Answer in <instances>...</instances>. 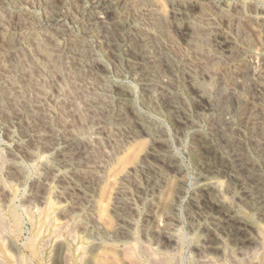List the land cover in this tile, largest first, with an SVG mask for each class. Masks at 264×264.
I'll list each match as a JSON object with an SVG mask.
<instances>
[{
	"label": "rangeland",
	"instance_id": "rangeland-1",
	"mask_svg": "<svg viewBox=\"0 0 264 264\" xmlns=\"http://www.w3.org/2000/svg\"><path fill=\"white\" fill-rule=\"evenodd\" d=\"M0 2V18L3 17L2 19H4V32H7L8 36L4 43H1L3 47L4 44L9 47L15 41L20 42L21 50L27 47V50L24 51L29 56L26 54L27 58L25 59L33 60L31 56L34 51L30 48L31 42L29 41H33L34 35L43 36V27L57 12V7L63 6L61 13L66 16L68 30L62 39H54L55 44L58 40L63 45L65 52L71 49L73 42L78 41L77 53H84L83 55H85L87 50L95 58L79 71L80 73L89 72L91 74V77H85L82 80L71 76V73L66 72L60 63L61 67H59L58 62L49 60L50 56L46 57L47 59L44 58L43 61L41 60L39 70H33L31 73L35 86L33 89L30 88L32 98L34 100L38 97L45 98L46 101L43 105L47 113H45L46 120L53 127L52 130L58 131L59 138L52 151H37L33 157H20L19 163L23 175L19 180L11 179L6 167L1 165V161L6 159V151L16 147L18 132L16 128L7 131L6 125L0 119V156L2 158L5 156L3 159L0 157V187L2 186L0 189V218L2 217L5 223V229L2 228L5 231L2 233L0 231V262L2 264H17L20 257L24 258L27 264H264V176H262L264 175V119L261 125H256L257 128L254 131L257 136H261V142L263 141L261 151H259L252 144L253 139L250 138L252 131L245 125L244 115L242 119L241 115L235 117L236 114L230 113L235 121L232 127L233 131L240 130L241 133L240 139L237 133L233 132L232 135L236 136V141L233 143L229 140L232 137L229 138L230 133L225 122H223L224 132H221V129L216 125V119L213 120L211 127L209 121L211 111L200 108V104L192 99L185 87L173 89V82L170 79L171 73H173L172 66L166 62L168 56L156 54L157 46L164 47L167 34L172 31L170 38L175 43V46H172V51L174 49L179 54V52H187V48L183 37L176 30H173L175 28L168 21L171 10L168 0H139V3H143L144 7L153 5L162 23L160 25L162 30L158 29L155 36L157 39L155 44L149 42L151 44L146 46L145 50L143 49L146 56L143 59L140 58L142 52L138 49L142 41L152 39L150 36H153L154 31H151L143 16L138 14L139 9L130 12L125 10V0H0ZM205 4L203 6L205 11L211 13L214 11L212 19L219 27L216 30L219 35L234 31L228 27L226 22L221 20V15L218 12L223 8H233L239 5L249 6L248 8L252 7L251 9L258 15H264V0H208ZM143 6L140 5V7ZM95 14L104 17V23L95 22L93 20ZM115 14H117L116 18L113 17ZM258 30L250 31L247 29L248 42L243 40L242 43L238 38L239 36L235 37L241 48L243 59L239 70L234 73L241 82L248 78L246 73V70L249 69L248 66H255V68L264 66V28ZM10 38L11 43L7 40ZM7 41L8 43H6ZM214 45V41L210 40V44L207 41V48L211 50V53L204 61H209L206 69H210V74L216 75L218 78L216 60L220 55L229 56L230 48L216 45L215 47ZM191 56V60L200 59L201 62L203 61L200 54H192ZM145 58L151 60L149 62L157 67L154 74L155 78L158 79L163 76L165 85L150 86L148 80L138 77L135 71L141 62L145 63ZM208 58L210 59L208 60ZM243 82L229 84L232 87L229 86L231 94H228L225 99L226 106L232 108L235 106L236 98L232 92L235 95L236 93L241 95L242 99H246L244 106H253L250 102L251 92H247ZM105 91H109L110 98H112L105 101L110 103V107L114 106L115 111L121 113L127 120L125 126H117L113 120L109 127L107 125L108 130L105 129L107 132L98 128L102 125L105 117L104 108L98 109L101 95ZM173 91L180 96L184 94L186 104L181 103L182 109L188 110V119L191 121L187 120L182 124L183 119L178 118L174 113V109L170 106L176 104L172 101L171 92ZM82 98L85 100L83 101ZM94 100H98V102ZM140 117L142 120H139ZM65 118L70 119L67 121ZM73 134L76 136L74 142L81 141L80 146L83 147H80L79 151L75 150V154L73 153L75 147L72 148L70 142ZM233 146L241 150L242 155L249 153L250 159L244 161V165L234 162L228 168L225 163L221 162V157L222 155H231L232 151L230 150L234 149ZM84 147L88 151L97 150V153L102 155L107 153L104 164H101L100 170L97 171L99 177L91 188L74 172V165H76L74 160L77 159L74 158V155L84 152ZM236 149L234 150L238 151ZM68 155L74 158L70 165H65L64 161L56 164L55 159L63 156V160L66 157L68 159ZM157 155L159 158L165 157V155L167 157L163 158L164 162L161 163L157 160L154 161ZM141 163H144L142 168L138 167ZM247 163L248 165H245ZM44 164H51L52 168L64 173L67 180L71 179L72 181L69 180V182L72 185L77 184L78 187L82 188L85 193L83 196L87 200L85 205L92 214L97 234L93 235L89 229H86L83 221L85 220V212L82 210L76 208L69 214L61 211L62 205L54 197L55 183L47 185L44 203L38 201V197L34 194V186L36 184V187L39 186L40 179L46 173ZM252 167H254V171L249 169ZM231 168L233 169L231 170ZM155 177L158 178L157 181L154 180ZM212 181H218L219 185L213 186L215 188L208 186ZM39 188H41L40 190L43 189L42 186ZM248 192L252 193V197H249ZM226 211L232 212L245 224V231L237 232L228 225H223L225 229L221 227ZM168 213L169 215H167ZM122 221H124L123 224ZM40 223H42L41 233L39 232ZM123 225L127 230L123 231ZM213 231L215 232L213 233ZM127 232L129 233L127 234ZM211 232L219 237L220 247L216 250L211 249L209 243L205 241L206 236H209ZM168 235L177 238L174 239L175 245L174 243L169 244L170 246L167 243L165 245L164 238ZM3 237L4 241H2ZM250 237L255 238L254 241L252 240L254 244L248 242ZM203 246L208 247L204 248ZM216 252L220 254L216 255ZM213 254L214 256H212ZM244 254L245 256L242 258ZM236 258L240 261L235 262Z\"/></svg>",
	"mask_w": 264,
	"mask_h": 264
},
{
	"label": "bare ground",
	"instance_id": "bare-ground-1",
	"mask_svg": "<svg viewBox=\"0 0 264 264\" xmlns=\"http://www.w3.org/2000/svg\"><path fill=\"white\" fill-rule=\"evenodd\" d=\"M4 1V0H3ZM17 1V0H16ZM212 1V0H211ZM12 2V1H11ZM45 2V1H44ZM141 2V1H140ZM170 3V15L169 16V22L172 27H174L179 35L183 37V40L185 42L187 52H179L177 54L175 50L173 49L172 51V46H175V43L172 42V39L170 38V33L168 32L167 38L165 39L164 47L158 45L157 53L160 56H168L166 58V62L172 66L171 69L173 73H171V82L173 84V89H178L180 87H185L187 90L186 92L190 93L192 99L197 101L200 104V108H204V110H210L211 111V117H210V124L212 127L213 120L216 119V125H218V128L221 129V132H224L223 129V122H225V126H228V131H229V138L232 137L231 140L232 142L236 141L235 140V135H232L233 131L232 127L235 124L234 119H232V116L230 113L235 115H241L243 119V115L245 117V125L248 128H251V140L253 141L252 144L255 145V149L261 151L262 148V142H261V136H257L255 134V128H257L256 125H261L264 115V66L261 68H255V66H248L249 69L246 70L247 73V80L243 82V85H245V88L247 89V92H251L250 95V102L253 104V106L248 107L247 105L244 106L245 100L242 99L241 95H235L234 92L232 94L235 96V106L228 107L226 106L225 99L227 98L228 94H231V91L229 90V84H236V83H242L241 80H239L238 77H236L235 71L239 70V67L241 66L242 62V55H241V48L239 44L237 43V40H235V37H238L240 42L243 43V40L248 42V30L250 31H259L258 29H263L264 28V15H258L253 9L239 5L235 6L233 8H223L219 10V14L221 15V20L226 22L228 24V27L232 28L234 31H229L228 33L225 32L223 35H219L217 33V23L215 20L212 19L213 12H207L204 10V7L206 2L208 0H168ZM24 3V2H23ZM1 4V2H0ZM16 4V3H15ZM47 4V3H46ZM53 4V3H52ZM143 4V3H142ZM141 3H139V0H125L124 2V7L125 10H128L129 12L132 10H138V14H141L148 23V26L150 27L151 31H154L152 39L149 40H144L140 44V48L138 49L142 53L140 54V58L143 59L145 56V50L146 46L152 44H155L156 35L158 32V29L160 30L162 23L161 19L159 17L158 12L156 11V8L153 5H148V6H143ZM148 4V3H145ZM205 4V5H204ZM210 4V3H209ZM44 5V4H43ZM143 6V7H140ZM48 6V5H47ZM61 6V5H60ZM247 6V5H246ZM55 7V6H54ZM203 7V8H202ZM208 7V6H207ZM206 7V8H207ZM217 7V6H216ZM50 8V7H49ZM58 10L57 12L51 16L49 19L48 23L43 27V36L37 35H32L33 36V41L30 44V48L34 51L32 53L31 59L33 60H27L26 53L24 50H21V45L20 42L13 43L11 46H5L3 47L4 40L8 37L7 32H4V19L0 18V119L4 122L6 125L7 131H10L12 128L17 129V139H16V147L9 148L6 151V159L1 161L2 167H6V171L11 179L19 180L21 179L23 175V170L22 167L19 163V159L21 156H28V157H33L36 155L37 151H52V149L55 147V144L58 142V131L52 130L53 127L50 126L49 122L46 120V110L44 109V97H38V99L34 100L32 98V91L35 86L33 85V78L31 73L33 70H39V66L41 64V60L43 61L44 58L49 57V60H52L54 62H58L59 67H63L66 72L71 73V76L73 75L74 77L80 78L79 80H82L85 77H91L90 73L88 72H79L80 70L83 69V66L86 64L88 65V62H92L95 58L89 54L86 50V54L83 55L82 53H77V47L76 45H79L78 41L73 42L71 49L67 50L64 52L63 50V45H61L58 40L57 44H55L54 39H62L66 33L67 28V21H66V16L62 14V8L57 7ZM56 8V9H57ZM219 8V7H218ZM118 9V8H117ZM124 9V8H123ZM48 10V9H47ZM70 10V9H69ZM68 10V11H69ZM259 11V10H258ZM15 12V11H14ZM25 12V11H24ZM202 12V13H200ZM10 13V12H8ZM27 13V12H26ZM110 13V12H109ZM115 13V12H114ZM216 13V12H215ZM12 14V13H11ZM126 14V13H125ZM1 15V14H0ZM73 15V14H72ZM70 15V16H72ZM115 14L113 16L116 18ZM121 15V13H120ZM91 16V15H90ZM122 16V15H121ZM8 17V16H7ZM69 17V16H68ZM9 18V17H8ZM20 18V17H19ZM74 18V17H72ZM104 17L95 14L93 17V20L95 22L99 23H104L103 20ZM46 19V18H45ZM7 20V19H6ZM29 20V19H28ZM110 20V19H109ZM117 20V19H116ZM14 21V20H13ZM107 21V20H106ZM115 21V20H114ZM160 21V22H159ZM220 21V22H222ZM223 22V23H224ZM28 23V22H27ZM106 23V22H105ZM145 23V22H144ZM12 24V23H11ZM90 24V23H89ZM97 24V25H98ZM167 24V23H166ZM10 25V24H9ZM24 25V24H23ZM93 25V24H92ZM96 25V26H97ZM107 25V24H106ZM112 25V24H111ZM35 26V25H34ZM100 26V25H99ZM114 26V24H113ZM164 26V25H163ZM167 26V25H166ZM165 26V27H166ZM246 26V27H245ZM36 27V26H35ZM144 27V26H143ZM223 27V26H222ZM227 27V28H228ZM14 28V27H13ZM135 28V27H134ZM146 28V27H145ZM171 28V27H170ZM169 28V29H170ZM229 28V29H230ZM17 29V28H16ZM139 29V27H138ZM226 29V27H225ZM38 30V29H37ZM140 30V29H139ZM142 30V28H141ZM144 30V28H143ZM162 30V29H161ZM172 30V29H170ZM231 30V29H230ZM6 31V29H5ZM11 31V30H10ZM25 31V30H24ZM34 31V30H33ZM84 31V30H83ZM98 31V30H97ZM166 31V30H165ZM13 32V31H12ZM107 32V31H106ZM146 32V31H145ZM175 32V31H174ZM173 32V33H174ZM264 32V31H263ZM20 33V32H19ZM41 33V34H42ZM139 33V32H138ZM252 33V32H251ZM33 34V33H32ZM36 34V33H35ZM40 34V33H39ZM70 34V33H69ZM119 35V34H118ZM130 35V34H129ZM133 35V34H132ZM146 35V34H145ZM254 35V34H253ZM106 36V35H105ZM111 36V35H110ZM109 36V37H110ZM123 36V35H122ZM26 37V36H25ZM80 37V36H79ZM78 37V38H79ZM85 37V36H84ZM158 37V36H157ZM32 38V37H31ZM67 38V37H66ZM83 38V37H82ZM108 38V36H107ZM127 38V37H126ZM139 38V37H138ZM146 38V37H145ZM261 38V37H260ZM237 39V38H236ZM10 43L11 38L7 39ZM17 40V39H16ZM87 40V39H86ZM140 40V39H139ZM177 40V39H176ZM210 40L214 41V44L218 47H228L229 49V56H219L216 60L217 68H218V73L216 78V75L210 74L209 70L207 68V62L209 61H204L207 59V57L210 55L211 50L207 48V41L210 44ZM261 40V39H260ZM259 40V41H260ZM8 41L6 43H8ZM53 41V43H52ZM128 41V39H127ZM135 41V40H134ZM86 42V41H85ZM139 43V42H138ZM148 43V44H147ZM212 43V42H211ZM27 44V43H26ZM86 44V43H85ZM89 44V43H88ZM110 44V43H109ZM108 44V45H109ZM160 44V43H159ZM133 45V43H132ZM162 45V44H161ZM177 45V44H176ZM214 45V46H215ZM262 45V44H261ZM85 46V45H84ZM110 46V45H109ZM153 46V45H152ZM215 46V47H216ZM29 47V46H28ZM113 47V46H112ZM121 47V46H120ZM135 47V46H134ZM180 47V46H179ZM254 47V46H253ZM67 48V47H66ZM82 48V47H81ZM93 48V46H92ZM125 48V47H124ZM133 48V46H132ZM148 48V47H147ZM175 48V47H174ZM183 48V47H182ZM227 48V49H228ZM246 48V47H245ZM21 51H20V50ZM29 49V48H28ZM69 49V48H68ZM85 49V48H84ZM154 49V48H153ZM27 50V49H26ZM89 50V49H88ZM132 50V49H131ZM156 50V49H155ZM180 50V49H179ZM224 50V49H223ZM222 50V51H223ZM80 51V50H79ZM92 51V50H91ZM136 51V50H135ZM150 49L148 50L149 53ZM182 51V50H180ZM219 51V50H218ZM261 51V50H260ZM81 52V51H80ZM94 52V51H93ZM178 52V51H177ZM19 53V54H18ZM132 53V52H131ZM127 54V53H126ZM135 54V53H134ZM164 54V55H163ZM192 54H200V57L202 58V62L200 59H195L191 60ZM21 55V56H20ZM125 55V54H124ZM151 55V54H149ZM212 55V54H211ZM215 55V54H214ZM219 55V54H218ZM223 55V53H222ZM251 55V54H250ZM254 55V54H253ZM26 56V57H25ZM29 56V55H28ZM194 56V55H193ZM22 57V58H21ZM24 57V58H23ZM146 57V56H145ZM150 57V56H149ZM260 57V56H259ZM258 57V58H259ZM156 58V57H154ZM29 59V58H28ZM47 59V58H46ZM119 59V58H118ZM146 59V58H145ZM210 58H208L209 60ZM256 59V58H255ZM101 60V59H100ZM245 60V59H244ZM254 60V58H253ZM28 61V64L26 62ZM130 61V60H129ZM132 61V60H131ZM151 60L146 59L145 63L141 62V65L137 68L135 71L138 77L140 76L141 79H146L148 80V84L151 85H165L164 81L161 78H155L156 76L154 75L156 73V68L154 64H151ZM157 61V60H156ZM259 61V60H258ZM264 61V60H263ZM62 62V63H61ZM155 62V61H154ZM215 62V61H214ZM247 62V61H246ZM256 62V60H255ZM254 62V63H255ZM50 63V61H49ZM61 66H60V64ZM164 63V62H162ZM262 63V61H261ZM95 64V63H94ZM97 64V63H96ZM211 64V63H209ZM253 64V63H252ZM93 65V64H92ZM245 65V64H244ZM256 65V64H255ZM47 66V65H46ZM137 66V65H135ZM214 66V65H213ZM246 66V65H245ZM92 67V66H91ZM257 67V66H256ZM260 67V66H259ZM41 69V68H40ZM216 69V68H215ZM243 69V68H241ZM94 70V69H93ZM135 70V69H134ZM133 70V71H134ZM162 70V68H161ZM245 70V69H244ZM57 72V70L55 69ZM217 71V70H216ZM80 73V74H79ZM238 73V72H237ZM56 74V73H55ZM216 74V73H215ZM243 74V73H242ZM97 75V73H96ZM95 75V77H96ZM159 75V74H157ZM162 75V74H161ZM238 75V74H237ZM38 76V75H37ZM54 76V75H53ZM57 76V75H56ZM67 76V75H66ZM165 76V75H164ZM241 76V75H240ZM94 77V79H95ZM99 77V76H98ZM168 77V76H166ZM41 78V77H40ZM44 78V77H43ZM93 78V77H92ZM35 79V78H34ZM72 79V78H71ZM102 79V77H101ZM100 79V81H101ZM165 79V78H164ZM241 79V78H240ZM58 80V79H57ZM86 80V79H84ZM92 80V79H91ZM99 80V78H98ZM207 80V81H206ZM243 80V79H242ZM75 81V80H74ZM95 81V80H94ZM41 82V81H40ZM167 82V81H166ZM230 82V83H229ZM97 83V81H96ZM168 83V82H167ZM248 83V84H246ZM71 84V83H70ZM69 84V85H70ZM93 84V82H92ZM107 84V83H106ZM80 85V84H79ZM95 85V84H94ZM167 85V84H166ZM72 86V85H71ZM78 86V85H77ZM82 86V85H81ZM99 86V85H98ZM47 87V86H46ZM76 87V86H75ZM88 87V86H87ZM107 87V86H106ZM105 87V88H106ZM172 87V86H171ZM232 87V86H231ZM31 88V89H30ZM62 88V87H61ZM78 88V87H77ZM85 88V86H84ZM243 88V87H242ZM65 89V88H64ZM72 89V88H70ZM75 89V88H74ZM159 89V88H158ZM82 90V89H81ZM105 90V89H103ZM156 90V89H155ZM160 90V89H159ZM60 91V90H59ZM74 91V90H73ZM77 91V90H76ZM93 91V90H92ZM95 91V90H94ZM126 91V90H125ZM152 91V90H151ZM234 91V90H233ZM85 92V91H84ZM96 92V91H95ZM174 92V91H173ZM171 92L172 96V101L173 103L175 102L176 104L170 105L174 110V113L178 118H182L183 122L182 124L185 123L188 119L189 112H187L185 109H182L183 104H186L185 102V96H180L176 92ZM185 92V93H186ZM68 93V92H67ZM73 93V92H72ZM87 93V92H85ZM182 93V92H181ZM40 94V93H39ZM62 94V91H61ZM65 94V93H64ZM79 94V93H78ZM151 94V93H150ZM167 94V93H166ZM34 95H36L34 93ZM182 95V94H181ZM249 95V94H248ZM47 96V95H46ZM51 96V95H50ZM65 96V95H64ZM74 96V95H73ZM80 96V95H79ZM84 96V95H83ZM96 97V96H95ZM102 97V98H101ZM101 99L98 105V109L102 110L104 108V119L102 122V125H100L98 128H101L102 130H108L107 125L111 124L113 120L116 122L117 126H125L126 119L122 116L121 113L118 111H115L114 106L110 107L108 102L105 100L107 99H112L110 98L109 91H105L101 95ZM245 97V96H244ZM77 98V97H76ZM94 98V97H93ZM78 99V98H77ZM98 99V98H97ZM65 98L63 99V101ZM83 100V98H82ZM85 100V98H84ZM83 100V101H84ZM97 101L98 100H94ZM108 101V100H107ZM117 101V100H116ZM180 102V104H179ZM185 102V103H184ZM244 102V103H243ZM68 103V102H66ZM65 103V104H66ZM87 103V101H85ZM94 103V102H93ZM46 104V103H45ZM72 104V103H71ZM68 105V104H67ZM73 106V105H72ZM86 106V105H84ZM89 106V105H88ZM94 106V105H93ZM188 106V105H187ZM193 106V105H192ZM75 107V106H74ZM64 108V107H63ZM82 108V107H81ZM54 109V108H53ZM56 109V108H55ZM86 110V109H85ZM121 110V109H120ZM70 111V110H69ZM55 112V111H54ZM197 112V111H196ZM49 113V112H48ZM59 113V112H58ZM64 113V112H63ZM72 113H74L72 111ZM96 113V112H95ZM102 113V112H101ZM47 114V113H46ZM54 114V113H53ZM66 114V113H64ZM99 114V113H98ZM109 114V115H108ZM124 114V113H123ZM135 114V113H134ZM89 115V114H88ZM70 116V115H69ZM83 116V115H82ZM55 117V116H54ZM57 117V115H56ZM73 117V116H71ZM89 117V116H88ZM102 117V116H101ZM135 117V116H134ZM200 117V116H199ZM198 117V118H199ZM63 118V116H62ZM60 119V118H59ZM66 119V118H65ZM64 119V120H65ZM70 119V118H69ZM68 118L66 119L67 121L69 120ZM74 119V118H73ZM84 119V118H83ZM201 119V118H199ZM238 119V117H237ZM90 120V119H89ZM95 120V119H94ZM139 120H142L141 117ZM181 120V119H180ZM63 121V120H62ZM61 121V122H62ZM75 121V120H74ZM82 121V120H80ZM147 121V119H146ZM191 121V120H189ZM188 121V122H189ZM206 121V120H205ZM208 121V122H209ZM221 121V122H219ZM69 123V122H67ZM76 123V122H75ZM79 123V122H78ZM77 123V124H78ZM72 124V123H71ZM75 124V125H77ZM132 124V123H131ZM153 124V123H152ZM191 124V123H189ZM3 125V126H5ZM60 125V124H59ZM129 125V124H128ZM195 125V124H194ZM263 125V124H262ZM63 126V125H62ZM74 126V125H73ZM131 126V125H130ZM148 126V125H147ZM157 126V125H156ZM114 127V126H113ZM209 127V126H208ZM238 127V126H237ZM261 128V126H259ZM263 127V126H262ZM64 128V127H63ZM122 128V127H120ZM160 128V127H159ZM207 128V127H206ZM217 128V126H216ZM227 128V127H226ZM236 128V127H235ZM246 128V127H245ZM96 129V128H94ZM115 129V128H114ZM149 129V128H148ZM158 129V128H157ZM254 129V130H253ZM58 130V129H57ZM101 130V131H102ZM105 130V131H106ZM124 130V129H123ZM131 130V129H129ZM128 130V131H129ZM160 130V129H158ZM217 130V129H216ZM226 130V129H225ZM67 131V130H66ZM94 131V130H93ZM262 131V130H261ZM264 131V130H263ZM61 132V131H60ZM76 132V131H75ZM79 132V131H78ZM81 132V131H80ZM98 132V131H97ZM107 132V131H106ZM121 132V131H120ZM125 132V131H124ZM160 132V131H159ZM214 132V131H213ZM63 133V132H62ZM100 133V132H99ZM112 133V132H111ZM110 133V134H111ZM226 133V132H225ZM237 136L240 137V130H237ZM61 134V133H60ZM107 134V133H106ZM114 134V133H113ZM112 134V135H113ZM117 134V133H116ZM134 134V133H133ZM62 135V134H61ZM79 135V134H78ZM224 135V133H223ZM249 135V134H248ZM247 135V137H248ZM263 135V134H262ZM68 136V135H67ZM72 136V135H71ZM80 136V135H79ZM119 136V135H118ZM129 136V135H128ZM131 136V135H130ZM156 136V135H155ZM63 137V136H62ZM114 137V136H113ZM116 137V135H115ZM153 137V136H152ZM16 138V137H15ZM105 138V137H104ZM126 138V137H125ZM159 138V137H158ZM161 138V137H160ZM215 138V137H214ZM76 140V136L73 134L71 137V145L72 148L75 150L79 151L80 150V144L81 141L74 142ZM123 140V139H122ZM64 141V140H63ZM62 141V142H63ZM67 141V140H66ZM101 141V140H100ZM223 141V140H222ZM239 141V140H238ZM118 142V141H117ZM233 142V143H234ZM250 142V140H249ZM87 143V142H86ZM85 143V144H86ZM218 143V142H217ZM240 143V142H239ZM243 143V142H242ZM95 144V143H94ZM111 144V143H110ZM97 145V144H96ZM119 145V144H118ZM74 146V147H73ZM89 146V145H88ZM98 146V145H97ZM120 146V145H119ZM219 146V144H218ZM240 146V145H239ZM68 147V146H67ZM91 147V146H89ZM231 147V146H230ZM61 148V147H60ZM71 148V151L73 150ZM83 148V147H82ZM93 148V146H92ZM95 148V147H94ZM101 148V147H100ZM109 148V147H108ZM113 148V147H112ZM152 148V147H151ZM227 148V147H226ZM234 149L237 147L233 146ZM232 148V149H233ZM252 148V147H251ZM99 149V148H98ZM230 150L232 151L231 155H222L221 157V162L225 165L226 167H230L233 165V163L238 162V164L244 165V161L249 160V153L243 154L241 153V150L236 149L235 150ZM85 150V147H84ZM111 150V149H109ZM161 150V149H160ZM167 151V150H166ZM247 151V150H246ZM255 151V150H254ZM3 152V151H2ZM100 152V151H99ZM218 152V151H217ZM228 152V151H227ZM256 152V151H255ZM263 152V151H262ZM63 153V152H62ZM71 153V154H73ZM79 153V152H78ZM148 153V152H147ZM146 153V154H147ZM150 153V152H149ZM221 153V152H220ZM245 153V152H244ZM258 153V152H257ZM44 154V153H43ZM49 154V153H48ZM75 154V153H74ZM77 154V153H76ZM112 153L110 152V155ZM260 154V152H259ZM3 155V154H1ZM50 155V154H49ZM56 155V154H54ZM67 155V154H66ZM152 155V154H151ZM4 156V157H5ZM60 156V155H58ZM107 156V153L102 155L97 153V150H90L88 151L85 150L84 152H81L77 155H74V158H77L76 161L74 160L73 156L68 155V159L63 157H58L56 160V164L61 163L64 161L65 165H70L73 160L76 165H74V172L77 176L81 177L84 182H86L87 186L93 187V184L97 181L98 173L97 171L100 170L101 164H104V160ZM264 156V155H263ZM1 157V156H0ZM3 157V158H4ZM165 157H158L155 156L154 161H159L161 163L164 162L163 158ZM256 157V156H255ZM2 158V157H1ZM2 158V159H3ZM261 158V157H260ZM51 159V158H50ZM1 160V159H0ZM53 160V159H51ZM259 160V159H258ZM40 161V160H39ZM146 161V160H145ZM42 162V161H41ZM40 162V163H41ZM158 162V163H159ZM169 162V161H168ZM255 162V161H254ZM259 162V161H258ZM50 163V162H49ZM53 163V162H52ZM30 164V163H29ZM32 164V162H31ZM74 164V163H73ZM144 163H141L140 168H142ZM237 164V163H236ZM24 165V163H23ZM45 165V164H44ZM61 165V164H60ZM146 165V164H145ZM148 165V164H147ZM146 165V166H147ZM168 165V164H166ZM173 165V164H172ZM245 165H248L245 164ZM251 165V164H250ZM26 166V165H25ZM43 166V164H42ZM46 166V173L43 174L44 176L42 179L39 181V186L36 187L34 186L35 189V195L38 197V201L40 203H44L45 200V190L47 188V185L50 183H55L56 184V189L54 192V197L56 201L61 203V211L64 212L65 214H69L70 211L75 210L76 208L82 210L85 215V220L84 225L86 229H89L92 234H97V230L94 227L93 223V218L90 210L86 208L87 206L85 203H87V200L83 196L85 193L82 191V188L78 187L77 184L72 185L69 180H67V176L64 173H60L59 170L52 168L51 164L45 165ZM62 166V165H61ZM103 166V165H102ZM161 166V165H159ZM157 167V166H156ZM168 167V166H167ZM242 167V166H241ZM245 167V166H244ZM243 167V168H244ZM249 167V166H248ZM257 167V166H256ZM136 168V167H135ZM158 168V167H157ZM169 168V167H168ZM138 169V168H137ZM233 168H231L232 170ZM241 169V168H240ZM252 171H254V167L249 168ZM261 169V168H260ZM27 170V169H26ZM134 170V169H133ZM158 170V169H157ZM237 170V169H236ZM247 170V169H246ZM62 172V171H61ZM73 172V173H74ZM248 172V171H247ZM70 173V172H69ZM261 173V172H260ZM263 173V172H262ZM2 174V173H1ZM4 174V173H3ZM264 174V173H263ZM157 175V174H156ZM249 175V174H248ZM247 175V176H248ZM261 175V174H259ZM5 176V175H4ZM7 176V175H6ZM255 176V175H253ZM264 176V175H262ZM148 177V176H147ZM259 177V176H257ZM40 178V177H39ZM76 178V176H75ZM80 178V179H81ZM256 178V177H255ZM263 178V177H262ZM124 179V178H123ZM238 179V178H237ZM125 180V179H124ZM148 180V179H147ZM155 181L158 180L157 177L154 179ZM215 180V179H214ZM21 181V180H20ZM72 181V180H71ZM81 181V180H80ZM151 182V179L149 180ZM18 182V181H16ZM260 182V181H258ZM35 183V182H34ZM80 183V182H79ZM219 182L218 181H212L208 184V186L215 188L218 186ZM19 184H21L19 182ZM97 184V183H96ZM130 184V183H129ZM254 184V183H253ZM258 184V183H257ZM260 184V183H259ZM33 185V184H31ZM241 185V183H240ZM247 185V184H246ZM42 186L41 188H39ZM82 186V183H81ZM122 186V185H121ZM215 186V187H213ZM2 187V186H1ZM0 187V189H1ZM95 187V186H94ZM123 187V186H122ZM244 187V186H243ZM259 187V186H257ZM33 188V187H32ZM31 188V189H32ZM84 188V187H83ZM199 188V187H198ZM89 189V187H88ZM93 189V188H92ZM247 189V188H246ZM4 190V189H3ZM6 190V189H5ZM95 190V189H94ZM218 190V189H217ZM242 190V189H241ZM8 191V190H7ZM125 191V190H124ZM253 191V190H251ZM258 191V190H257ZM6 192V191H5ZM245 192V191H244ZM260 193V191H259ZM118 194V193H117ZM122 194V193H121ZM14 195V194H13ZM249 197H252V193L248 192ZM27 197V196H26ZM35 197V196H34ZM88 197V195H87ZM123 197V196H122ZM259 197V195H258ZM117 198V197H116ZM121 198V197H120ZM257 198V197H256ZM249 199V198H248ZM25 200V199H24ZM34 200V199H33ZM36 200V198H35ZM125 200V199H124ZM32 201V200H31ZM127 201V200H126ZM132 202L131 200H128ZM34 202V201H33ZM32 202V203H33ZM37 202V201H36ZM120 202V201H119ZM124 202V201H122ZM30 203V204H32ZM91 203V202H90ZM122 204V203H121ZM125 204V203H124ZM127 204V203H126ZM213 204V203H212ZM33 205V204H32ZM37 205V204H36ZM39 205V204H38ZM5 206V204H4ZM31 206V205H30ZM115 206V205H114ZM126 206V205H125ZM128 206V205H127ZM27 207V206H26ZM29 207V206H28ZM30 208V207H29ZM35 208V207H34ZM32 209V208H31ZM124 210V209H123ZM115 211V210H114ZM121 211V210H120ZM132 211V210H131ZM221 211V210H220ZM128 212V211H127ZM6 213V212H5ZM77 213V212H76ZM40 214V212H39ZM117 214V213H116ZM121 214V213H120ZM169 215V213L167 214ZM221 215V214H220ZM40 216V215H38ZM83 216V215H82ZM115 216V214H114ZM5 217V216H4ZM53 217V214H52ZM70 217V216H69ZM94 217V216H93ZM129 217V216H128ZM170 217V216H169ZM54 218V217H53ZM71 218V217H70ZM121 218V217H120ZM264 218V215H263ZM3 218H0V231H5V223L2 220ZM59 219V218H58ZM61 219V218H60ZM95 219V218H94ZM123 219V218H122ZM125 219V218H124ZM132 219V218H131ZM69 220V219H68ZM67 220V221H68ZM96 220V219H95ZM119 220V219H118ZM262 220V219H261ZM50 221V220H49ZM82 221V222H83ZM117 221V220H116ZM220 221V220H219ZM70 222V221H69ZM68 222V223H69ZM95 222V221H94ZM77 223V222H76ZM124 221H122V224ZM218 223V222H217ZM251 223V222H250ZM67 224V223H66ZM75 224V222H74ZM83 224V223H82ZM131 224V222H130ZM221 227L224 228L223 225H228L230 227H233L235 231L237 232H243L245 231V224L239 220L237 216H235L232 212L226 211L224 213V218H223V223H221ZM47 226V225H46ZM78 226V225H77ZM124 226V225H123ZM121 226V227H123ZM207 226V225H206ZM213 226V225H212ZM250 226V225H249ZM130 227V226H129ZM214 227V226H213ZM212 227V229H214ZM220 227V228H221ZM252 227V226H251ZM4 228V229H2ZM11 228V227H10ZM40 228V229H39ZM39 232L42 229V223L39 224ZM132 228V227H131ZM209 228V227H208ZM218 228V227H217ZM122 229V228H121ZM133 229V228H132ZM156 229V228H155ZM225 229V228H224ZM14 230V228H13ZM101 230V229H100ZM127 230L126 227H123V231ZM252 230V229H251ZM257 230V229H255ZM122 231V232H123ZM129 231V230H128ZM163 231V230H162ZM201 231V230H200ZM203 231V230H202ZM212 231V230H211ZM223 231V230H222ZM90 232V233H91ZM157 232V231H155ZM204 232V231H203ZM215 231H213L214 233ZM234 232V231H232ZM255 232V231H254ZM41 233V232H40ZM129 232H127L128 234ZM131 233V232H130ZM159 233V232H158ZM174 233V232H173ZM217 233V231H216ZM249 233V232H248ZM124 234V233H123ZM126 234V232H125ZM157 234V233H155ZM206 234V233H205ZM6 235V234H5ZM107 235V234H106ZM130 235V234H129ZM133 235V234H132ZM152 235V234H151ZM255 235V233H254ZM122 236V235H121ZM155 236V235H154ZM153 236V237H154ZM221 236V235H220ZM246 236V235H245ZM244 236V237H245ZM250 236V235H249ZM258 236V235H257ZM113 237V236H112ZM120 237V236H119ZM161 237V236H160ZM222 237V236H221ZM126 238V237H125ZM128 238V237H127ZM234 238V237H233ZM89 239V238H88ZM117 239V238H116ZM160 239V238H159ZM177 238H173V235H168L167 237L164 238V243L172 244L175 243V240ZM255 239V238H254ZM253 238H249L248 242L254 241ZM59 240V239H58ZM219 237L215 234H211L206 236L205 241L209 243V247L211 249H218L219 243H218ZM4 241V237L3 240ZM46 241V240H45ZM44 241V242H45ZM9 242V241H8ZM18 242V241H17ZM16 242V243H17ZM47 242V241H46ZM21 243V242H20ZM19 243V244H20ZM253 243V242H252ZM24 245V243H22ZM223 244V243H222ZM239 244V243H238ZM254 244V243H253ZM3 245V244H2ZM167 245V246H168ZM241 245V244H240ZM21 246V245H20ZM170 246V245H169ZM222 246V245H221ZM44 247V246H43ZM202 247V246H201ZM204 247V246H203ZM208 247V246H205ZM204 247V248H205ZM173 248V247H172ZM259 248V247H258ZM253 249V248H252ZM41 250V249H40ZM209 250V248H208ZM213 250V251H215ZM228 250V249H227ZM254 250V249H253ZM242 251V250H241ZM51 252V251H50ZM201 252V251H200ZM207 252V251H206ZM226 252V251H225ZM224 252V253H225ZM9 253V252H8ZM23 253V252H22ZM49 253V252H48ZM201 254V253H200ZM220 254L216 252V255ZM257 254V253H256ZM16 255V253H15ZM204 255V254H203ZM11 256V255H10ZM29 256V254H27ZM26 256V257H27ZM47 256V254H46ZM202 256V255H201ZM205 256V255H204ZM208 256V255H207ZM214 256V254L212 255ZM245 256V254L242 256V258ZM231 257V256H230ZM229 257V258H230ZM30 259V257H29ZM222 259V258H221ZM241 259V258H240ZM16 260V259H15ZM14 260V262H15ZM28 260V257H27ZM31 260V259H30ZM209 260V259H206ZM239 260L236 258V261ZM245 260V258H244ZM255 260V259H254ZM240 261V260H239ZM231 263V262H230ZM234 263V262H233ZM0 264H2L0 262ZM17 264H27L24 258L20 257L19 260L17 261ZM226 264V263H225Z\"/></svg>",
	"mask_w": 264,
	"mask_h": 264
}]
</instances>
